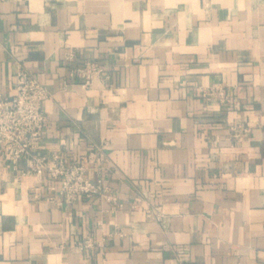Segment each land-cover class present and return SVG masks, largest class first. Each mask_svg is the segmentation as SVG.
<instances>
[{
  "label": "crops",
  "instance_id": "obj_1",
  "mask_svg": "<svg viewBox=\"0 0 264 264\" xmlns=\"http://www.w3.org/2000/svg\"><path fill=\"white\" fill-rule=\"evenodd\" d=\"M20 69L51 93L41 150L96 151L105 190L60 203L6 157L0 264H264V0H0V94Z\"/></svg>",
  "mask_w": 264,
  "mask_h": 264
},
{
  "label": "built area",
  "instance_id": "obj_2",
  "mask_svg": "<svg viewBox=\"0 0 264 264\" xmlns=\"http://www.w3.org/2000/svg\"><path fill=\"white\" fill-rule=\"evenodd\" d=\"M74 51H68L66 58L73 61ZM104 67L94 60L75 64L70 69V77L79 79L83 86L92 84L96 75ZM15 93L11 96L0 94V164L10 157L16 167L21 160L26 163L28 172L41 173L46 170L50 176L60 181V203L71 204L82 196L91 197L105 190L100 179L93 180L88 175L87 158L97 152L90 151L78 160H70L62 152L41 150L43 130L47 115L43 105L51 93L37 77L27 70L20 69L14 78ZM203 95L217 94L227 100L223 87L211 90L201 89ZM231 135L240 140L249 129L242 124L231 125ZM90 241L79 243L80 248L89 246Z\"/></svg>",
  "mask_w": 264,
  "mask_h": 264
}]
</instances>
